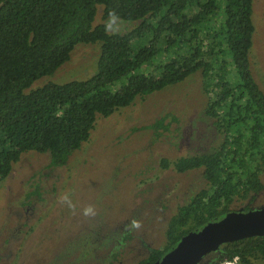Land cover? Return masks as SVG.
Masks as SVG:
<instances>
[{
  "label": "trees",
  "instance_id": "trees-1",
  "mask_svg": "<svg viewBox=\"0 0 264 264\" xmlns=\"http://www.w3.org/2000/svg\"><path fill=\"white\" fill-rule=\"evenodd\" d=\"M99 10L102 21L134 26L110 33L96 21ZM252 14L253 0H0V182L28 152L64 167L98 118L200 72L205 115L220 145L174 163L179 173L201 170L206 186L170 217L163 247L135 264L159 261L183 236L234 211L235 201H252L264 189V93L249 62ZM78 44L100 45L94 75L26 93ZM164 122L150 126L156 138ZM218 254L209 264L264 261V236L227 243Z\"/></svg>",
  "mask_w": 264,
  "mask_h": 264
},
{
  "label": "rangeland",
  "instance_id": "rangeland-1",
  "mask_svg": "<svg viewBox=\"0 0 264 264\" xmlns=\"http://www.w3.org/2000/svg\"><path fill=\"white\" fill-rule=\"evenodd\" d=\"M100 16L101 10L97 23L110 33L134 26ZM252 22L250 68L264 93V0H253ZM99 52V44L76 45L68 62L26 93L49 82L87 80L96 71ZM204 86L196 72L98 118L89 140L62 168L50 167L48 154H23L0 182V264H135L149 249L162 248L170 217L206 186L201 170L179 173L174 163L209 153L221 142L205 115ZM163 118L167 130L158 129L156 138L150 126ZM246 203L250 210L263 208L264 189L252 201H235L231 209L241 211ZM88 206L94 215H84ZM218 256L214 251L200 264Z\"/></svg>",
  "mask_w": 264,
  "mask_h": 264
},
{
  "label": "water",
  "instance_id": "water-1",
  "mask_svg": "<svg viewBox=\"0 0 264 264\" xmlns=\"http://www.w3.org/2000/svg\"><path fill=\"white\" fill-rule=\"evenodd\" d=\"M263 236L264 207L232 211L220 220L206 224L200 231L183 236L153 264H200L203 258L227 243Z\"/></svg>",
  "mask_w": 264,
  "mask_h": 264
},
{
  "label": "clouds",
  "instance_id": "clouds-1",
  "mask_svg": "<svg viewBox=\"0 0 264 264\" xmlns=\"http://www.w3.org/2000/svg\"><path fill=\"white\" fill-rule=\"evenodd\" d=\"M63 199H64V201L68 204V206H69L70 208H74V205H72V203H71L70 199L68 198V196H65ZM94 214H95V213H94V209H93L92 206H88V207H86V208L84 209V215H85V216H88V215H94ZM131 223H132V226H133V227H136V228H139V227H140L139 222L136 221V220H133Z\"/></svg>",
  "mask_w": 264,
  "mask_h": 264
},
{
  "label": "built area",
  "instance_id": "built-area-1",
  "mask_svg": "<svg viewBox=\"0 0 264 264\" xmlns=\"http://www.w3.org/2000/svg\"><path fill=\"white\" fill-rule=\"evenodd\" d=\"M219 264H240V263H239L238 258H235V259H233L231 261H224V262H221Z\"/></svg>",
  "mask_w": 264,
  "mask_h": 264
}]
</instances>
